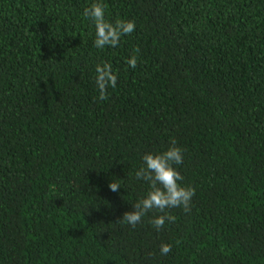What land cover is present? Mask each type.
Returning a JSON list of instances; mask_svg holds the SVG:
<instances>
[{"label": "trees", "instance_id": "16d2710c", "mask_svg": "<svg viewBox=\"0 0 264 264\" xmlns=\"http://www.w3.org/2000/svg\"><path fill=\"white\" fill-rule=\"evenodd\" d=\"M94 2L0 0V264H264V0H102L136 26L103 49ZM173 138L190 211L122 222Z\"/></svg>", "mask_w": 264, "mask_h": 264}, {"label": "clouds", "instance_id": "9594fccd", "mask_svg": "<svg viewBox=\"0 0 264 264\" xmlns=\"http://www.w3.org/2000/svg\"><path fill=\"white\" fill-rule=\"evenodd\" d=\"M105 5L102 0H96L89 7L83 10L85 19H90L95 26V47L103 49L108 47H118L121 37L130 35L135 31V22L132 20L120 19L109 22L105 18ZM139 53V48L134 49ZM138 55L131 56L127 63L131 68L137 67ZM96 86L99 92V100H107L108 89L115 88L117 84V74L112 65L103 62L96 66ZM143 164L136 170L135 178L147 183L148 191L136 203L132 204L133 211L123 213L122 222L135 227L141 223L148 213L156 211L160 213L150 220L152 226L159 231L164 228L166 222L174 223L176 217L167 210L182 208L184 212L191 209V201L195 195V188L184 185V177L174 165H181L184 161L183 149L178 146L177 141L170 139L169 147L158 153H145L142 157ZM109 189L117 192L121 185L111 182ZM172 251L171 244H162L160 254L167 255Z\"/></svg>", "mask_w": 264, "mask_h": 264}]
</instances>
